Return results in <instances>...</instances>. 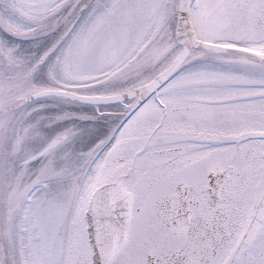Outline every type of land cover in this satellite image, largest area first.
I'll list each match as a JSON object with an SVG mask.
<instances>
[{"label": "snow or ice", "instance_id": "6c2138e0", "mask_svg": "<svg viewBox=\"0 0 264 264\" xmlns=\"http://www.w3.org/2000/svg\"><path fill=\"white\" fill-rule=\"evenodd\" d=\"M0 264H264V0H0Z\"/></svg>", "mask_w": 264, "mask_h": 264}]
</instances>
